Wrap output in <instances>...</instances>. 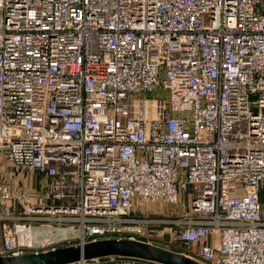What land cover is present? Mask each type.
Here are the masks:
<instances>
[{"label":"built area","instance_id":"built-area-1","mask_svg":"<svg viewBox=\"0 0 264 264\" xmlns=\"http://www.w3.org/2000/svg\"><path fill=\"white\" fill-rule=\"evenodd\" d=\"M0 156L46 184H0V257L174 233L264 264V0H0ZM107 263L156 264H75Z\"/></svg>","mask_w":264,"mask_h":264},{"label":"water","instance_id":"water-1","mask_svg":"<svg viewBox=\"0 0 264 264\" xmlns=\"http://www.w3.org/2000/svg\"><path fill=\"white\" fill-rule=\"evenodd\" d=\"M122 257L156 264H203L184 254L131 239H104L17 257H0V264H75L81 261Z\"/></svg>","mask_w":264,"mask_h":264},{"label":"rangeland","instance_id":"rangeland-1","mask_svg":"<svg viewBox=\"0 0 264 264\" xmlns=\"http://www.w3.org/2000/svg\"><path fill=\"white\" fill-rule=\"evenodd\" d=\"M39 180L44 181L43 176L38 172H31L30 170L25 168L16 169L11 163L6 162L0 156V184H4L6 186L10 184L30 193H35L36 190L33 191L31 189H33L32 187H34L35 189V187L37 186L36 183ZM39 189H41L40 186ZM147 213H149L147 217H149L150 219L153 218L155 220L169 221L181 218L183 212L179 208L177 210V208L174 207L170 208L165 205L158 204L150 205ZM169 226L170 225L167 224H161L158 228L156 227V232H163V230H167ZM175 238L176 235L174 233H166L155 236V242L165 249L178 250L177 248H179V246L176 244L177 239Z\"/></svg>","mask_w":264,"mask_h":264},{"label":"crops","instance_id":"crops-1","mask_svg":"<svg viewBox=\"0 0 264 264\" xmlns=\"http://www.w3.org/2000/svg\"><path fill=\"white\" fill-rule=\"evenodd\" d=\"M36 185H35L36 186L35 189H34V187H32L33 189H31V190H33V191L36 190L37 192L35 191V193H32V194L38 195L39 192H42L45 190L46 184L44 181L39 180V181H37ZM39 186L41 187V189H39ZM260 201H261V204L263 207V213H264V188L262 189V191L260 193ZM176 244L179 246V248H177L178 250H171V251L184 254L187 257L194 259L196 261H201L200 250H199L200 246L199 245L186 246V245L180 244V243H176Z\"/></svg>","mask_w":264,"mask_h":264}]
</instances>
